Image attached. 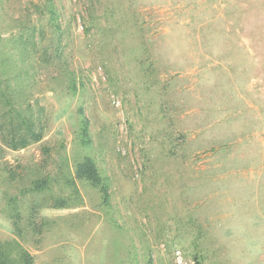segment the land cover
<instances>
[{
  "label": "rangeland",
  "instance_id": "374dc122",
  "mask_svg": "<svg viewBox=\"0 0 264 264\" xmlns=\"http://www.w3.org/2000/svg\"><path fill=\"white\" fill-rule=\"evenodd\" d=\"M236 1L232 32L224 0H52L59 27L45 0H0V41L37 71L28 101L42 128L18 150L0 135V181L6 166L23 176L0 188L15 195L34 164L55 176L85 155L108 185L106 202L77 182L76 207L46 210L51 228L21 241L34 264H264V0ZM79 108L89 145L70 119ZM2 206L0 239L12 234Z\"/></svg>",
  "mask_w": 264,
  "mask_h": 264
},
{
  "label": "trees",
  "instance_id": "16d2710c",
  "mask_svg": "<svg viewBox=\"0 0 264 264\" xmlns=\"http://www.w3.org/2000/svg\"><path fill=\"white\" fill-rule=\"evenodd\" d=\"M45 1L47 11L50 14L49 19L55 25L56 18L60 14L52 0ZM183 1L190 2V0ZM191 1L193 6L205 5L208 8L214 2L218 5L221 3V0ZM214 10L212 13H215ZM223 10L226 17L232 19L230 28L233 32L236 25L242 21L245 8L236 0H224ZM261 20L264 21L263 16H261ZM56 25L58 26L59 24ZM262 25H264V22H262ZM6 26L10 27V24H6ZM34 31V27L27 28L26 31L23 30L21 32L20 36L23 38V41H27L28 38H34ZM224 37H227V35ZM9 41L11 43L9 45L14 48L12 52V48H3ZM228 41L230 49L238 46L236 41L234 44L230 39ZM16 45L17 43L11 39L0 41V104L4 107L0 114V135L5 146L12 150L24 148L29 143L39 141L42 138L41 125L37 126V129L34 128L39 116H34L31 104L28 101L30 96V78L37 71L33 67L28 68L26 62H24V67L21 69L15 66L20 58L26 60V55H28L27 51L24 53L21 49L18 53ZM69 113L67 114H73L70 119L75 120L73 124L77 128L80 141L83 145H89V122L84 116L82 109L79 108L75 113ZM43 151L48 154L50 149L43 147ZM68 162L67 156H64L59 163V172L61 174L55 176L44 170V164H34L30 168V171L26 172L31 177L26 183L18 187V195L9 194L7 189L0 188V201L3 202L1 210L9 218L12 228V234L9 237L0 239V264H34V256L30 254L21 242L24 239V234L31 232V234L39 235L44 229L48 231L51 228L52 221L47 217L46 210H69L73 206L76 207L81 201L77 182L96 189L103 201L106 202L108 190V185L106 184L107 178L100 175L94 159L89 155L83 156L82 161H77L74 164L73 170L69 167ZM2 169L6 172L5 177L7 180H1L0 183L5 182L12 185L17 180H21L20 182L23 183L22 175L18 176L13 169L7 166ZM60 184L68 189L66 196L59 194L53 188L55 185L59 187ZM26 196H31L32 200H24ZM38 196L39 199L41 197L40 200ZM37 215L40 217V222L36 223L35 218ZM193 258L194 264H200L197 257L194 256Z\"/></svg>",
  "mask_w": 264,
  "mask_h": 264
}]
</instances>
